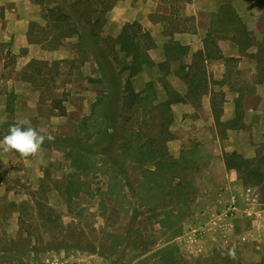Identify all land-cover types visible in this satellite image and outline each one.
Here are the masks:
<instances>
[{"label": "rangeland", "instance_id": "1", "mask_svg": "<svg viewBox=\"0 0 264 264\" xmlns=\"http://www.w3.org/2000/svg\"><path fill=\"white\" fill-rule=\"evenodd\" d=\"M126 1L0 0V140L25 121L54 137L34 156L0 148V264H254L262 253L251 245L197 253L204 231L195 227L207 163L227 144L244 157L264 153V17L254 31L229 23L249 53L218 60L227 73L213 79L203 56L189 63L173 43H157L159 30L124 20ZM159 10L182 20L170 0ZM130 33L148 57L131 77L134 105L120 45ZM216 54L206 56L210 72L222 63ZM178 77L193 82L191 97L207 77L225 85L212 88L218 119L205 131L203 114L204 133L175 122L167 99L188 91ZM233 122L244 128L230 136Z\"/></svg>", "mask_w": 264, "mask_h": 264}, {"label": "crops", "instance_id": "2", "mask_svg": "<svg viewBox=\"0 0 264 264\" xmlns=\"http://www.w3.org/2000/svg\"><path fill=\"white\" fill-rule=\"evenodd\" d=\"M133 1L127 0L125 2L127 9L132 12L129 13L130 17L124 20H138L144 25H149L155 31L159 30V41L157 43L162 42L161 45H164L165 41L173 43L172 46L178 47L180 56L184 60H189V63L192 62L194 55L203 56L205 66L202 69L206 74L210 73L211 76L213 74V79L220 73L221 78L224 73H227L223 62L225 56L243 57L246 53H249L248 49L239 43L229 23L236 21L239 25H244L246 31H254L257 16L264 17V5L260 4L258 0H170V2L177 4L178 17L182 18L180 22L179 20H168L169 22L171 21L170 24L162 16L163 11L159 10L166 0H136L134 1L135 3ZM219 19L226 21V23L228 22V26L219 29ZM189 21L191 25L185 27L184 25ZM212 38L213 41L216 40L213 43L214 48L210 47ZM170 47L171 45H169ZM166 53L168 55L169 50ZM211 53H217V57L214 60L222 62L216 64V67L212 70L213 72L208 71L206 66L209 62L206 56H211ZM220 59L223 61H218ZM194 66L196 65L189 64L185 68L191 71L193 69L196 70ZM207 79L204 82V91L194 97H191L192 95L189 93L193 82L190 79H179L181 80L180 84L185 88L184 91L188 90L186 97L179 96V98L167 99V104H171L170 107L175 112V115L173 112V116L178 127L186 128L191 125L195 128L198 124L200 127L197 130H201L204 133L203 114H205V119L208 123L205 131L209 126L214 127V124H217L218 118L216 119L212 110V102H215L212 88L214 89L216 83L213 80H209V77ZM263 79L260 75L259 78L254 80L255 82H250L248 85L256 88L261 85ZM229 83L236 87L242 85L240 82L236 84L234 82H226L227 85ZM200 85L203 86V83ZM217 85H220V83ZM223 85L221 84L220 86L223 87ZM256 94H258V91H256ZM197 104H200L199 109L194 107ZM196 113L200 115L201 121L199 123L196 121L198 118ZM234 117L235 115L232 118L230 117L228 121L233 120ZM236 125V127L232 128L229 127L230 125L227 127L228 135L232 136L237 130L244 128L238 124ZM173 128H177V126L170 125L169 129ZM157 144L156 147L159 145ZM151 146L152 149L156 150L154 143ZM224 151L227 152L226 154L236 153L244 157L241 151L234 148L232 144L225 145ZM256 154L253 153L245 158L254 157ZM216 155V157L211 159L212 161L210 160V163H207V172L204 174V178L209 181L207 179L204 180L206 185L204 186V192L200 196V200L204 202V209L199 213L202 225L195 227L204 231V244L196 252H204V255H211L214 249L235 247L236 245H251L261 249L262 255L258 257L256 261L258 262L264 254V204L261 202V193L257 186L244 184L239 179L235 169L226 167L224 155L221 151ZM214 166L217 167L215 170L213 169ZM157 168L159 169V167L155 166L149 168V174H154ZM177 187L176 183L172 189L176 190ZM231 204L234 207L232 211L229 210ZM183 239L181 237L177 241L182 244L184 243ZM164 248L162 249L166 250L169 247L166 246Z\"/></svg>", "mask_w": 264, "mask_h": 264}, {"label": "trees", "instance_id": "3", "mask_svg": "<svg viewBox=\"0 0 264 264\" xmlns=\"http://www.w3.org/2000/svg\"><path fill=\"white\" fill-rule=\"evenodd\" d=\"M258 2L264 5V0H258ZM120 45L122 50L125 51L129 61L125 64L124 70L128 71V77L125 81L124 90L127 94L129 104L134 105L138 103L136 100L137 94L131 84V77L137 74L141 69L142 65L147 61V56L140 49V44L136 40V37L130 33L120 36ZM237 108L239 105L236 106ZM212 110L216 115V104L212 102ZM64 110H62V114ZM237 118H241V113H236ZM217 119V115H216ZM234 124V125H232ZM236 123H230V128L236 127ZM224 161L227 168H233L237 171L239 179L244 184H250L257 186L261 193V202L264 204V153H257L254 157L245 158L236 153H228L224 155ZM178 185V184H177ZM70 189V186L67 187ZM69 200L71 198H68ZM254 264H264V254L260 261Z\"/></svg>", "mask_w": 264, "mask_h": 264}, {"label": "clouds", "instance_id": "4", "mask_svg": "<svg viewBox=\"0 0 264 264\" xmlns=\"http://www.w3.org/2000/svg\"><path fill=\"white\" fill-rule=\"evenodd\" d=\"M53 139L51 134L42 128L33 127L28 121L11 123L7 134L0 140V148L5 152L16 151L22 157H29L36 155L45 141Z\"/></svg>", "mask_w": 264, "mask_h": 264}, {"label": "built area", "instance_id": "5", "mask_svg": "<svg viewBox=\"0 0 264 264\" xmlns=\"http://www.w3.org/2000/svg\"><path fill=\"white\" fill-rule=\"evenodd\" d=\"M229 210H230V211L234 210L233 204H231Z\"/></svg>", "mask_w": 264, "mask_h": 264}]
</instances>
